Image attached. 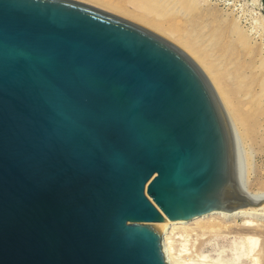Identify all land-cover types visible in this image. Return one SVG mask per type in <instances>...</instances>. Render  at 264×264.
I'll list each match as a JSON object with an SVG mask.
<instances>
[{
	"label": "water",
	"instance_id": "obj_1",
	"mask_svg": "<svg viewBox=\"0 0 264 264\" xmlns=\"http://www.w3.org/2000/svg\"><path fill=\"white\" fill-rule=\"evenodd\" d=\"M257 203L182 49L80 0H0V264H168L166 219Z\"/></svg>",
	"mask_w": 264,
	"mask_h": 264
},
{
	"label": "rangeland",
	"instance_id": "obj_2",
	"mask_svg": "<svg viewBox=\"0 0 264 264\" xmlns=\"http://www.w3.org/2000/svg\"><path fill=\"white\" fill-rule=\"evenodd\" d=\"M80 1L138 23L178 46L203 71L222 105L213 77L218 80L236 116L235 136L252 190H261L264 187V0ZM205 67L213 73L212 77ZM257 220L262 223L264 217ZM233 221L238 232L233 228L235 231L229 234H205L185 246L175 241L174 254L183 264H253L252 257L264 250V232L250 229L257 232L248 235H254L253 239L257 240L250 249L240 218Z\"/></svg>",
	"mask_w": 264,
	"mask_h": 264
},
{
	"label": "bare ground",
	"instance_id": "obj_3",
	"mask_svg": "<svg viewBox=\"0 0 264 264\" xmlns=\"http://www.w3.org/2000/svg\"><path fill=\"white\" fill-rule=\"evenodd\" d=\"M205 69L209 71L210 76L213 75V73L210 71L208 67H205ZM213 82L216 87L215 89H217L216 92L218 96H221V99H223L221 106L229 122V125L232 129L235 169H236L237 179L241 187V191L243 192L245 197L259 203L251 206L241 207L230 212L212 211L207 214L194 217L190 220L166 219L160 231L162 232V249L165 256V260L167 261L168 264H183L173 252V244L175 243V241H180L181 243H184L185 246V244L188 241L192 239L193 240H198L199 238L202 239L205 234L211 235L218 233H228V234L232 233L237 229V228L235 229L236 225L235 222L233 221L236 218H240L241 220L240 226L242 229H244L242 231L243 234L245 233L247 237V240L250 244V249L255 247L257 240L253 239L254 235H252V237L248 235L253 231L255 232L253 234H257L256 232L257 230L259 232L260 231L264 232V221L261 223L259 222L260 220H257V217H260L261 219L262 217H264V191H262L264 187L261 190H259V188L258 190H254V191L252 190V184L247 175L246 164L243 160L244 157L242 155L243 152L241 153L242 149L240 150L237 142L238 137L235 136V132L237 130L236 116L230 110V108L232 109V107H230V105H228L227 101L225 100L227 97L226 98L224 97L223 90L220 87V83L218 82V80L216 81V79H214L213 77ZM239 142H240L239 144H241V141ZM227 219H233V220L230 223H226L225 220ZM233 228L235 230H233ZM250 229H255L256 231L255 230L251 231ZM238 230L239 229H237V232ZM248 230H250L251 232ZM252 261L253 264H264V250L262 252H259L257 256L255 255V257H252Z\"/></svg>",
	"mask_w": 264,
	"mask_h": 264
}]
</instances>
